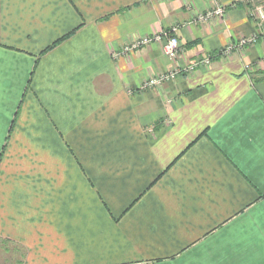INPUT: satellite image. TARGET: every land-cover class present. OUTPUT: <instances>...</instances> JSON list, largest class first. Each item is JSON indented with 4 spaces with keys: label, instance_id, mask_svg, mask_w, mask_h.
Instances as JSON below:
<instances>
[{
    "label": "crops",
    "instance_id": "1",
    "mask_svg": "<svg viewBox=\"0 0 264 264\" xmlns=\"http://www.w3.org/2000/svg\"><path fill=\"white\" fill-rule=\"evenodd\" d=\"M163 31L212 59L141 90ZM255 32L242 0H0V264H264V38L218 55Z\"/></svg>",
    "mask_w": 264,
    "mask_h": 264
},
{
    "label": "built area",
    "instance_id": "2",
    "mask_svg": "<svg viewBox=\"0 0 264 264\" xmlns=\"http://www.w3.org/2000/svg\"><path fill=\"white\" fill-rule=\"evenodd\" d=\"M246 4V11L248 17L254 21L256 26V32L254 35L247 37V38H240L234 42H231L226 47L221 49L218 52V55L222 56L225 55L232 50H235L240 47H244L256 42L259 37L264 38V1L263 0H242ZM224 13V7L218 6L213 10L206 13V16L215 15V16H222ZM165 40L164 43V52L165 54L171 59H177L179 54L180 47L178 45L177 40L171 36L169 31H163L160 33L152 34L151 36H146L139 41H137L133 46L141 45V44H148L151 42H161ZM212 57L211 56H202L199 58H195L190 64L172 70L168 73L161 74L158 78L149 80L146 84L149 86L157 85L163 81H167L170 79L176 78L177 75L188 73L193 71L196 67L200 65H208L210 64Z\"/></svg>",
    "mask_w": 264,
    "mask_h": 264
},
{
    "label": "rangeland",
    "instance_id": "3",
    "mask_svg": "<svg viewBox=\"0 0 264 264\" xmlns=\"http://www.w3.org/2000/svg\"><path fill=\"white\" fill-rule=\"evenodd\" d=\"M156 34V33H155ZM176 40H177V42H178V39L175 37V36H173ZM152 43V42H151ZM150 43H148V44H141V45H137V46H130V48L132 47H134V48H137V47H140V46H146V45H149ZM178 45H179V47H180V50H179V54H180V52L182 51V49H181V45L179 44V42H178ZM126 49V48H125ZM162 50H163V53L165 54V52H164V43H163V45H162ZM179 54H178V56H179ZM166 55V54H165ZM167 56V55H166ZM177 56V57H178ZM205 56H207V55H205ZM208 56H210V55H208ZM168 57V56H167ZM170 60H171V67L170 68H167L166 70H164V71H160V72H157V73H155V74H149V76H147L144 80H143V82H142V84H141V86H140V89L141 90H146V89H151L152 88V86H149L148 84H146L149 80H151V79H155V78H158L161 74H165V73H168V72H170V71H172V70H175V69H178V68H181V67H184V66H186V65H188V64H190V62L191 61H193V60H191L190 62H186V63H183V64H185V65H182V66H179V63L177 62V64L174 62V60H176V59H171V58H169ZM171 80H173V79H170V80H167V81H171ZM166 81V82H167ZM162 83L163 82H161V83H159V84H157L158 86H161L162 85Z\"/></svg>",
    "mask_w": 264,
    "mask_h": 264
},
{
    "label": "trees",
    "instance_id": "4",
    "mask_svg": "<svg viewBox=\"0 0 264 264\" xmlns=\"http://www.w3.org/2000/svg\"><path fill=\"white\" fill-rule=\"evenodd\" d=\"M64 37L58 39L56 42H54L51 46H49L47 49L51 48L52 46H54L57 42H59L60 40H62Z\"/></svg>",
    "mask_w": 264,
    "mask_h": 264
}]
</instances>
